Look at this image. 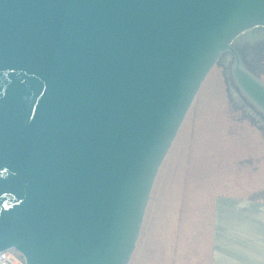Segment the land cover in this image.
<instances>
[{
    "label": "water",
    "instance_id": "1",
    "mask_svg": "<svg viewBox=\"0 0 264 264\" xmlns=\"http://www.w3.org/2000/svg\"><path fill=\"white\" fill-rule=\"evenodd\" d=\"M264 39V0H0V252L128 264L207 74Z\"/></svg>",
    "mask_w": 264,
    "mask_h": 264
},
{
    "label": "rangeland",
    "instance_id": "2",
    "mask_svg": "<svg viewBox=\"0 0 264 264\" xmlns=\"http://www.w3.org/2000/svg\"><path fill=\"white\" fill-rule=\"evenodd\" d=\"M238 54L264 83V39ZM232 62L223 55L203 80L160 165L128 264H210L223 202L264 213V113L236 86Z\"/></svg>",
    "mask_w": 264,
    "mask_h": 264
},
{
    "label": "crops",
    "instance_id": "3",
    "mask_svg": "<svg viewBox=\"0 0 264 264\" xmlns=\"http://www.w3.org/2000/svg\"><path fill=\"white\" fill-rule=\"evenodd\" d=\"M220 209L224 212L216 218L217 234H212L210 264H264V213L261 208L251 204L238 206L228 201L223 202ZM223 239L226 250H222ZM229 239L238 247L236 250L230 247Z\"/></svg>",
    "mask_w": 264,
    "mask_h": 264
},
{
    "label": "built area",
    "instance_id": "4",
    "mask_svg": "<svg viewBox=\"0 0 264 264\" xmlns=\"http://www.w3.org/2000/svg\"><path fill=\"white\" fill-rule=\"evenodd\" d=\"M19 256H18L19 258L18 260V258L12 254L11 250L1 251L0 252V264H11L12 260H16L19 264H24V261Z\"/></svg>",
    "mask_w": 264,
    "mask_h": 264
},
{
    "label": "trees",
    "instance_id": "5",
    "mask_svg": "<svg viewBox=\"0 0 264 264\" xmlns=\"http://www.w3.org/2000/svg\"><path fill=\"white\" fill-rule=\"evenodd\" d=\"M19 256V255H18ZM21 258V256H19Z\"/></svg>",
    "mask_w": 264,
    "mask_h": 264
},
{
    "label": "bare ground",
    "instance_id": "6",
    "mask_svg": "<svg viewBox=\"0 0 264 264\" xmlns=\"http://www.w3.org/2000/svg\"><path fill=\"white\" fill-rule=\"evenodd\" d=\"M228 57V56H227Z\"/></svg>",
    "mask_w": 264,
    "mask_h": 264
}]
</instances>
